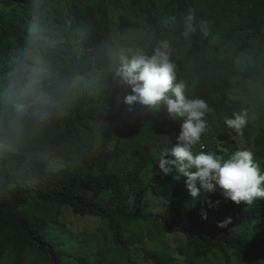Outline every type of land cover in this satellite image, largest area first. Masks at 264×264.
Returning a JSON list of instances; mask_svg holds the SVG:
<instances>
[{
	"label": "trees",
	"instance_id": "1",
	"mask_svg": "<svg viewBox=\"0 0 264 264\" xmlns=\"http://www.w3.org/2000/svg\"><path fill=\"white\" fill-rule=\"evenodd\" d=\"M107 1L74 4L70 19L75 40L64 38L58 43L42 39L32 54L22 53L9 65L11 43L23 44L37 34L17 6L20 10L39 9V4L35 0H0V131L21 137L50 131L72 135L74 129L100 121L109 136L108 145L115 139L129 143L117 150L109 147L100 156H86L66 169L51 170L47 161L27 157L22 150H9L0 139V264H5L7 257L12 258V264H26L28 255L36 264H112L94 261L80 249H66L62 239L49 232V223L30 210L37 201L102 221L128 258L127 264H140L133 255L137 247L143 248L147 263L179 264L175 257L150 245L146 228L154 224L161 226L164 235L186 237L187 244L179 250L190 258L187 264H202L195 262L198 259L208 264L212 256L225 257L226 264H264V199L244 203L254 209L242 215L231 207L223 208L233 202L219 188L193 200L187 178L176 171L161 192L154 191L156 185L143 177L146 172L155 182L163 177L158 167V142L165 137L174 144L182 122L172 120L164 105L157 109L125 103L131 89L117 75L121 59L112 52L116 29ZM131 1L147 14L148 26L156 32L147 54L161 42L186 36V17L190 12L195 15L196 31L187 37L191 42L189 57L195 60L197 70L196 86L187 87L185 95L203 99L210 109L206 116L216 110L220 124L227 128L224 118L234 113L231 106L241 77L239 60L252 48L251 40L228 59L218 55L238 35L264 43V0H170L172 15L167 23L159 17L160 0ZM202 20L208 22L207 36L200 31ZM142 24L123 13L119 29L127 31ZM175 64L179 81L187 64ZM244 76L259 82L264 67L249 66ZM11 90L15 93L10 98ZM257 143L264 146V134ZM195 148V153L202 150ZM209 152L222 156L219 150ZM123 153L133 157L135 165L122 174L107 171L112 160ZM204 212L207 220L202 218ZM229 217L231 223L218 226ZM243 218L245 230L240 232L235 226Z\"/></svg>",
	"mask_w": 264,
	"mask_h": 264
},
{
	"label": "rangeland",
	"instance_id": "2",
	"mask_svg": "<svg viewBox=\"0 0 264 264\" xmlns=\"http://www.w3.org/2000/svg\"><path fill=\"white\" fill-rule=\"evenodd\" d=\"M35 1H38L39 9L31 7L30 9L20 10L17 6V10L29 18V26L35 29L37 34L26 39L23 44L11 43L10 56L8 58L9 65L16 61L22 53L32 54L42 39L61 43L64 38L70 39L72 37L74 40L76 38L75 31L71 26L70 18L72 17L70 10L74 4L82 0ZM107 2H109L108 8L113 16V27L116 29L115 45L112 49L113 56L121 59L122 54L128 48H141L147 53L151 43L156 39L155 30L148 26L147 14L140 7L132 6L131 0H108ZM170 5V0H160L159 17L162 21L171 19ZM123 13L134 22L140 21L143 23L142 26L127 31L120 30V17ZM48 33L54 35V38L49 36ZM247 40H251L252 48L239 60L241 77L234 91V104L231 106L234 112L247 111L249 114L250 121L243 129V143L230 139L228 135L229 129L224 128L223 124H220L216 110H212L211 114L206 116L209 131L201 137V143L204 145L203 151L219 150L222 153L221 157L225 160L230 158L237 150L247 148L254 153V161L259 165L261 171H264V146L259 145L258 147L257 143L264 134V78L256 82L254 79L250 78L248 80L244 76V72L249 66L256 67L259 65L264 67V43L259 39H249L247 35H238L236 40L225 47L218 56L227 59L232 57L234 51L238 47L243 46ZM166 42L169 45L168 52L172 61L174 63L184 61L187 64L186 70L181 74V80H184L188 87L192 86L194 88L196 86L194 82L197 70L195 68V60L189 57L191 49L189 37L172 38ZM1 78L3 77L0 76V81ZM14 93L15 90L10 91V98ZM179 121L183 123V119ZM233 134L235 133L233 132ZM122 138L121 135L119 139L122 140ZM0 139L4 141L9 150H22V154L27 157H37L47 161L51 170L66 169L80 160L82 161L86 156H100L109 147L117 150L123 148L124 145H129L128 141H119L117 139L112 140L110 145H108L109 136L103 132V125L100 121L90 122L88 126L82 125L79 129H74L72 135H69L68 131H50L27 133L21 137V135L1 130ZM148 142L151 144L152 139H149ZM158 145L157 151L162 154L167 151L164 146L168 148L172 144L164 137L163 140L158 142ZM87 147L89 148L85 153ZM199 148H201L200 145H196L195 150L199 151ZM134 165L135 160L133 157L128 153H123L112 160L107 171L122 174L129 171ZM95 172L100 173L98 170ZM143 177L148 182H153L156 185L154 191L157 192L163 191L164 187L169 183V175H163L158 182L154 181L150 172H146ZM163 183L166 184L164 185ZM227 207H231L236 213L242 212V215L244 212L248 214L254 209V206H245L243 202L240 204L233 202L232 205L226 204L223 208L226 209ZM30 210L49 223V232L61 238L66 249L71 251L80 249L83 255L89 256L94 261L103 259L112 264H127L128 258L116 244L114 235L107 230L106 225L102 221L91 217H79L68 207L53 204L46 205L38 201L30 205ZM159 211L160 208L157 209V212ZM244 220L246 218L238 221L235 226L240 232L245 230L242 223ZM155 226L156 224H154V227L151 225L146 228L152 248L175 257L179 264H187L190 258L184 256L183 252L179 250L180 246L187 244L186 237L183 234L172 235L165 233L164 235L161 226L157 228ZM143 228L145 227L142 225ZM133 255L139 260L140 264H152L144 261L143 248L137 247L133 251ZM195 262L206 264L201 259L195 260ZM4 263L12 264L13 260L7 257ZM26 264H36L32 255L27 256ZM208 264H226V260L225 257L212 256ZM233 264L238 263L235 261Z\"/></svg>",
	"mask_w": 264,
	"mask_h": 264
},
{
	"label": "clouds",
	"instance_id": "3",
	"mask_svg": "<svg viewBox=\"0 0 264 264\" xmlns=\"http://www.w3.org/2000/svg\"><path fill=\"white\" fill-rule=\"evenodd\" d=\"M194 21L195 15L190 12L186 17V36L196 31ZM200 31L204 36L208 35L207 21H200ZM168 48L167 42H161L151 54L141 48H128L121 56L117 71L131 89L125 97L126 104L139 103L157 109L164 105L172 120L183 119L179 134L175 136L176 142L160 155V171L165 176L176 171L186 177V186L193 200L200 199L202 194L214 193L217 188L222 190L226 199L236 204L250 205L256 199H264V171L254 161L251 150H237L226 160L214 152L193 151L196 145L201 149L204 147L201 137L209 131L206 115L210 109L203 99L185 95L187 83L177 80L176 64ZM249 121L247 111L225 116L224 124L229 129L230 139L243 143V129ZM202 218L207 220L206 212L202 213ZM229 223L230 217L219 222L218 226L223 228Z\"/></svg>",
	"mask_w": 264,
	"mask_h": 264
}]
</instances>
